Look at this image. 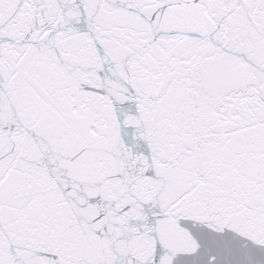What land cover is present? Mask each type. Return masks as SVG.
Listing matches in <instances>:
<instances>
[{"label":"snow or ice","instance_id":"snow-or-ice-1","mask_svg":"<svg viewBox=\"0 0 264 264\" xmlns=\"http://www.w3.org/2000/svg\"><path fill=\"white\" fill-rule=\"evenodd\" d=\"M0 264H264V0H0Z\"/></svg>","mask_w":264,"mask_h":264}]
</instances>
